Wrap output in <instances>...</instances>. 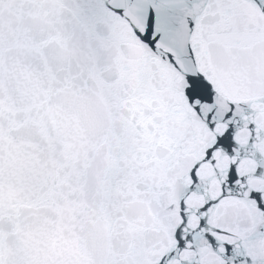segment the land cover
<instances>
[{
    "label": "snow or ice",
    "instance_id": "obj_1",
    "mask_svg": "<svg viewBox=\"0 0 264 264\" xmlns=\"http://www.w3.org/2000/svg\"><path fill=\"white\" fill-rule=\"evenodd\" d=\"M0 264H264V0H0Z\"/></svg>",
    "mask_w": 264,
    "mask_h": 264
}]
</instances>
